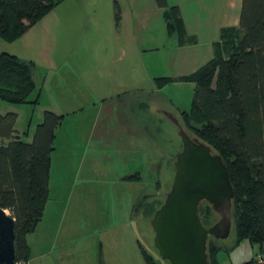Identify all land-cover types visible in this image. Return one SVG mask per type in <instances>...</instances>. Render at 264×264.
Returning <instances> with one entry per match:
<instances>
[{
    "label": "rangeland",
    "instance_id": "obj_1",
    "mask_svg": "<svg viewBox=\"0 0 264 264\" xmlns=\"http://www.w3.org/2000/svg\"><path fill=\"white\" fill-rule=\"evenodd\" d=\"M113 1L119 14L117 22L113 13L106 15L103 9L107 6L111 9ZM208 1L223 4L227 22L237 19L240 0ZM164 30V22L153 0H110L106 5L101 1L96 8L85 5L84 0H61L34 26L28 38L12 42L0 40V52L19 54L27 59L22 61L35 62L36 84L28 100H34L36 96V104H9L0 99V115H15L14 129L19 138L26 142L30 140L44 111L64 115L52 141L49 192L44 209V218L47 216L44 228L51 230V237L47 243L48 259L41 260L43 264H61L54 260L56 251L64 247L84 250L91 264H98L99 253L102 264H145L140 249L154 264H168L159 259L152 246L150 218L130 215L142 196L157 205L162 203L163 194L169 190L172 162L180 150V140L177 128L163 112L171 114L179 127L193 138L183 128L179 113L189 111L194 84L172 81L162 85L158 90L159 97L151 96L148 109L142 112L136 102L124 101L120 111L115 102H109L94 126L92 121L97 107L93 106L92 97L96 93L80 86L75 76L62 74V70L71 66L70 60L68 66L69 55H118L122 51L132 55L134 63L143 70L148 68V75L144 74L148 79L153 76V70L159 74L155 76H175L179 72L174 71L179 69L180 61L176 59L179 55L163 54L174 53L168 50L148 49ZM108 37L105 53L104 39ZM37 41L43 47L41 53L29 47ZM154 44L162 43L156 41ZM190 57L182 55L183 60ZM58 69L60 73L55 74L53 70ZM50 77L58 87L47 85ZM64 87L71 89H62ZM124 114L135 121L139 117L147 127L151 141L134 139L123 148L109 137H98L96 131L104 127L102 121L108 128H114V118ZM134 127L136 129L137 124ZM135 172L139 174V182L124 181V177ZM4 212L10 216L8 211ZM24 239L27 246L34 245L38 242V234H27ZM234 241L232 224L226 239L207 240L226 249L217 253L218 264H243L255 257V246L250 247L246 241L234 245ZM129 243H132L131 247Z\"/></svg>",
    "mask_w": 264,
    "mask_h": 264
},
{
    "label": "trees",
    "instance_id": "obj_2",
    "mask_svg": "<svg viewBox=\"0 0 264 264\" xmlns=\"http://www.w3.org/2000/svg\"><path fill=\"white\" fill-rule=\"evenodd\" d=\"M59 1L0 0V40L19 39ZM154 3L162 11L166 35L174 36L179 45L191 43L177 7L165 0ZM113 17L117 22L116 7ZM212 46L211 59L194 72L153 81L157 86L172 81L194 84L190 109L180 112L179 120L225 164L234 194V245L246 241L256 247V256L264 251V0H240L237 25L220 28ZM31 70L32 63L0 52V99L9 104H36V96L28 100L35 89ZM62 117L44 111L26 142L14 129L15 115H0V208L14 221V260L24 264L28 258L24 237L33 232L43 214L52 141ZM124 179L140 177L134 173ZM147 199L140 198L131 217L151 218L161 202L155 205ZM198 216L205 227L217 218L206 203L199 205ZM220 250L226 249L206 241L208 264H218ZM140 252L145 264H154L146 252ZM254 258L243 264H254Z\"/></svg>",
    "mask_w": 264,
    "mask_h": 264
},
{
    "label": "crops",
    "instance_id": "obj_3",
    "mask_svg": "<svg viewBox=\"0 0 264 264\" xmlns=\"http://www.w3.org/2000/svg\"><path fill=\"white\" fill-rule=\"evenodd\" d=\"M101 1H105V5H106L110 0H84V3L85 5H89V7L96 8V6H98V3H100ZM165 1L168 6L177 7L183 23L184 31L186 35L192 39V42L186 43L184 45H179L176 41V38L174 36H167L164 30L163 33H160L158 35V38L152 41L153 44H151L149 46L150 48L148 49L156 52H165L166 50H168V52L173 51L174 53L165 52L163 54L179 55L178 57H176L177 61H180L179 69L176 68L175 65L176 59H174V63H173V65L176 68V70L174 71H179V72H176L177 74H175V76H170L171 78H178L194 72L196 69H198L200 66H202L211 59L212 47H213L212 45L218 40L219 29L222 27L236 26L238 15L236 20H233L232 22H227L228 19L224 13L223 4L211 3L208 0H165ZM115 7H116L115 1H113L111 9L109 8V6L103 7L105 14L107 15L110 12L114 14ZM157 11L160 12V14L162 12L158 8ZM40 20L38 22H40ZM36 24L30 27L19 38V40H21L22 38H28V35L30 34L31 30L34 29V26H36ZM39 41H40V37H39ZM156 41L162 44L155 45L154 43ZM104 42H105L104 51L106 53L107 47L109 46V37L104 39ZM29 47L36 48L35 51H37L38 53L39 51L41 53L43 49V47L39 46L38 41L37 43L30 44ZM182 55H189L192 57L183 60ZM16 57L19 60L21 59L27 60L26 58L20 57L19 54H17ZM69 60L71 62V66L67 68L68 70H62L63 72L62 74H65L66 76L67 74L70 76L72 75L75 76L78 79L80 86L84 87L86 90L88 89V91L91 90L92 92L94 91L96 93L93 95L94 98L92 97V101L96 103V105L94 103L93 106L97 107L96 115L93 119L94 123L92 121V124H94V126L98 122V118L100 117L103 108L106 107L109 102L110 103L115 102V105L117 107L116 109H118L119 111L121 110L124 101L128 100L133 103L136 102L137 108L139 109V111L142 112L148 109V105H149L148 103L150 101L151 96L159 97L160 95L158 90H160L161 86L155 85L153 81L154 78H160V76H155V75H159V74H155L156 70H153L154 74L153 76H149L150 79L149 80L146 76H144V74L146 73L148 75V68L145 67L144 68L145 70H143L142 67H139L136 63H134L132 55H127L122 51L118 55H69L68 62ZM70 62L68 63V66ZM31 63H32L31 76L34 84H36L33 76L34 74L33 63L35 62L31 61ZM53 72H55V74H58L60 73V70L59 69L53 70ZM46 75L47 73L44 74V78ZM51 79H52L51 77L48 79L47 85L50 88H53L57 85L52 83ZM151 87L152 89H150ZM62 89H71V88L64 87ZM69 98L68 101H70ZM68 101L66 100V102ZM161 101L164 100L161 99ZM164 109L167 108H162L161 110ZM111 111H110L111 113L110 115L112 116ZM63 119H64V115L61 120ZM61 122L62 121H60V123ZM102 122H103L102 124H104V127L96 131L98 137H101L102 139L104 137H109V139H113L118 144H120L119 146L122 145L123 148L128 147L129 145L128 143H130L134 139L151 141V138L149 136V131L147 127H145L142 124V122H140L139 117L137 118V121H135V118L133 119L132 116L128 114L120 115L114 118V122L116 124L114 128L113 127L108 128L107 124H105L104 121ZM134 124H137L136 129L134 127ZM50 157H51V153H50ZM50 166H51V159H50ZM50 166H49V176H50ZM124 181L139 182L140 180L133 181V180L124 179ZM48 183H49V177H48ZM44 212L45 211L43 210V214L40 221L38 222L33 232L30 233V235L33 236L38 234V242H36V244L34 243V245L27 246L28 258L26 264H28V262L30 261L32 262L33 260L35 261L34 262L35 264H43L41 260L43 259L46 260V258L48 259L47 243H49V239L51 237L50 235L51 230L44 228L45 218H47V216L44 218L45 216ZM130 234L132 235L133 232L130 231ZM62 235H64V232L62 233ZM127 244H128V236H127ZM130 244L132 243H129V247H131ZM51 245L54 247V244ZM56 252H58V254H56L55 256L56 260H54V262L56 263L61 262V264H65V263L91 264L90 258L88 259V256L86 254L84 255V250L82 249L79 248L76 249L74 247H64L63 249L59 248ZM98 256H99V260H98V264H99L101 258L100 253ZM104 259L106 260V257Z\"/></svg>",
    "mask_w": 264,
    "mask_h": 264
},
{
    "label": "water",
    "instance_id": "obj_4",
    "mask_svg": "<svg viewBox=\"0 0 264 264\" xmlns=\"http://www.w3.org/2000/svg\"><path fill=\"white\" fill-rule=\"evenodd\" d=\"M163 114L177 128L180 150L172 162L169 190L148 222L152 246L168 264H208L206 241L226 239L231 227L234 194L228 171L208 146L190 138L171 114ZM201 203L217 217L208 227L198 216ZM13 229V219L0 208V264H14Z\"/></svg>",
    "mask_w": 264,
    "mask_h": 264
},
{
    "label": "built area",
    "instance_id": "obj_5",
    "mask_svg": "<svg viewBox=\"0 0 264 264\" xmlns=\"http://www.w3.org/2000/svg\"><path fill=\"white\" fill-rule=\"evenodd\" d=\"M14 264H24V263L14 260ZM254 264H264V251L255 256Z\"/></svg>",
    "mask_w": 264,
    "mask_h": 264
}]
</instances>
